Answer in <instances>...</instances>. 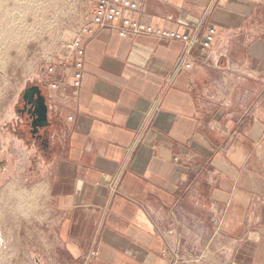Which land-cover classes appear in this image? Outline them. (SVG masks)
<instances>
[{
	"label": "crops",
	"instance_id": "crops-1",
	"mask_svg": "<svg viewBox=\"0 0 264 264\" xmlns=\"http://www.w3.org/2000/svg\"><path fill=\"white\" fill-rule=\"evenodd\" d=\"M136 17L217 33L176 71L180 41L103 28L82 37L77 93L68 66L41 84L43 163L4 188L42 227L36 264H264V0H144ZM174 238L200 259L174 263Z\"/></svg>",
	"mask_w": 264,
	"mask_h": 264
},
{
	"label": "rangeland",
	"instance_id": "rangeland-1",
	"mask_svg": "<svg viewBox=\"0 0 264 264\" xmlns=\"http://www.w3.org/2000/svg\"><path fill=\"white\" fill-rule=\"evenodd\" d=\"M93 1L0 0V264H36L37 231L42 228L22 218L27 210L20 189L11 192L12 201L4 195L6 183L7 188L16 185L13 178L32 183L43 163L40 146L14 132H27L16 108L25 88L41 86L44 64L67 53L69 41L87 23ZM6 203L13 204L7 212Z\"/></svg>",
	"mask_w": 264,
	"mask_h": 264
},
{
	"label": "built area",
	"instance_id": "built-area-1",
	"mask_svg": "<svg viewBox=\"0 0 264 264\" xmlns=\"http://www.w3.org/2000/svg\"><path fill=\"white\" fill-rule=\"evenodd\" d=\"M144 0H94L87 23L84 25L79 34L69 41L68 51L65 55H59L51 58L44 64L43 74L39 76V83L47 85L50 89H58L60 81L63 79L62 69L68 66L72 71L73 93H77L83 77L85 48L82 44L84 35L91 37L103 28H110L117 31L119 36H136V35H153L158 38H167L180 41L183 49L174 63V70L181 68L189 69L192 64V51L195 46L199 45L203 51L208 50L217 33L215 27H209L205 34L200 37L196 33L189 34L175 29L146 24L136 17V14ZM72 115H68L71 120ZM218 230V229H216ZM173 227H168L161 231L166 237H173ZM168 249L172 253L174 263H188L198 261V258H184L181 255V243L174 238ZM95 256V251H91L88 259Z\"/></svg>",
	"mask_w": 264,
	"mask_h": 264
},
{
	"label": "water",
	"instance_id": "water-1",
	"mask_svg": "<svg viewBox=\"0 0 264 264\" xmlns=\"http://www.w3.org/2000/svg\"><path fill=\"white\" fill-rule=\"evenodd\" d=\"M22 99L26 104H29L28 113H30V132L35 136L39 128L49 127L51 122L48 119V105L46 97L42 93L39 85L33 84L24 89ZM41 135H37L40 137Z\"/></svg>",
	"mask_w": 264,
	"mask_h": 264
},
{
	"label": "flooded vegetation",
	"instance_id": "flooded-vegetation-1",
	"mask_svg": "<svg viewBox=\"0 0 264 264\" xmlns=\"http://www.w3.org/2000/svg\"><path fill=\"white\" fill-rule=\"evenodd\" d=\"M29 107H30V105L29 104L25 105V102L22 99L21 102L19 103V105L16 108L18 117L20 119V122L26 127L27 135L30 136L33 141H35L36 143L40 144L41 147H44V145L46 146V143H47V133H48V130H49L50 126L49 127L39 128V130L36 133V135L32 136V134L30 132V129H31L30 128L31 118H30V113H28ZM37 135H41V136L37 137Z\"/></svg>",
	"mask_w": 264,
	"mask_h": 264
},
{
	"label": "bare ground",
	"instance_id": "bare-ground-1",
	"mask_svg": "<svg viewBox=\"0 0 264 264\" xmlns=\"http://www.w3.org/2000/svg\"><path fill=\"white\" fill-rule=\"evenodd\" d=\"M2 23V22H1ZM8 24V23H7ZM5 25V24H4ZM0 26H2V25H0ZM8 26H10V25H8ZM3 32H4V30H3ZM5 33H6V31H5ZM9 33V32H8ZM8 33H7V35H8ZM6 35V34H5ZM9 36V35H8ZM1 241V240H0Z\"/></svg>",
	"mask_w": 264,
	"mask_h": 264
}]
</instances>
